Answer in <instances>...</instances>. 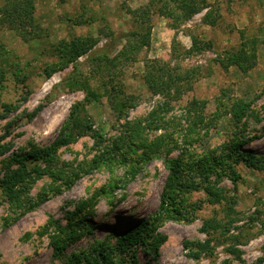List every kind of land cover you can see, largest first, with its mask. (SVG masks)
Wrapping results in <instances>:
<instances>
[{
  "label": "rangeland",
  "instance_id": "obj_1",
  "mask_svg": "<svg viewBox=\"0 0 264 264\" xmlns=\"http://www.w3.org/2000/svg\"><path fill=\"white\" fill-rule=\"evenodd\" d=\"M14 1L0 0V145L8 147L0 155V178L21 165L14 157L50 144L71 110L91 129L59 147L50 165L65 176L79 173L69 188L53 192L59 181L43 174L26 190V198L44 193L45 201L9 223L5 220L12 221L20 210L15 212L0 190V264H66L73 253H87L98 241L114 243L118 234L157 209L168 175L166 158H198L215 167L218 158L230 154L216 164L221 173L209 175L224 200L212 201L203 189L185 194L177 205L181 213L154 228L149 242L138 246L137 258L140 264H264V169L234 157L236 149L264 155V0H207L219 12L214 26L203 23L204 12L179 21L153 9L149 35L148 24L130 13L148 0H30L28 17L25 6H13ZM14 7L22 17L12 28L5 10ZM192 36L202 49L188 52ZM143 37L148 45L134 50V41ZM251 38L252 68L242 72L221 63ZM251 46L249 41L248 51ZM98 57L106 61L99 63ZM147 58L167 62L183 76L178 94L166 98L149 92L142 78ZM78 77L96 92L94 100L83 103ZM120 87L134 96L122 115L110 105L113 89ZM194 101L203 106L205 120L185 140L186 108ZM235 102L248 104L239 124L229 114ZM138 120L147 142L166 134L158 152L141 161L142 149L134 147L126 155L131 162L90 168L99 152L93 134L100 135V147L108 146L127 123ZM156 125L163 129H152ZM24 163L26 168L47 167L41 161ZM90 198L80 215L92 220L93 228L76 242H64L55 255L49 221L66 225V213ZM206 221L217 228H203ZM47 224L48 232L40 233ZM206 241L212 252L189 256L191 247L198 248L194 243Z\"/></svg>",
  "mask_w": 264,
  "mask_h": 264
},
{
  "label": "trees",
  "instance_id": "obj_2",
  "mask_svg": "<svg viewBox=\"0 0 264 264\" xmlns=\"http://www.w3.org/2000/svg\"><path fill=\"white\" fill-rule=\"evenodd\" d=\"M13 6L21 7L25 6L23 12L25 17L29 16V4L30 0H15ZM26 3V4H24ZM14 7L10 11L8 8L5 10L6 20L13 28L17 27L21 22L20 13L18 9ZM153 9L160 15L166 18H174L179 21H187L194 15L204 12L203 23L214 26L218 20V9L208 3L207 0H148L147 4L141 6L135 10H131L130 13L136 22L147 23L148 27L146 35L150 34V15ZM140 19V21L138 20ZM249 41L253 44L251 49L247 50V44ZM254 39H245L242 42L241 47L234 52L228 53L226 59H222L221 63L224 65H235L240 71L245 72L252 68L256 61ZM148 45L146 39H139L134 41V50H140L143 46ZM202 49L197 39L192 36V46L190 51H198ZM127 52V48L120 50L114 55L108 63H114L118 55H123ZM174 52V51H173ZM172 52V54H173ZM105 57H98L99 63L106 61ZM182 75L176 73L170 64L167 62H160L157 59L147 58L144 61V73L142 75L143 81L147 86L149 92L152 95H159L166 98H171L175 94L179 93V87L182 81ZM77 86L84 92L83 103H88L96 98V92H94L85 79L78 77ZM134 104V96L127 95L120 88L113 89L111 95L110 105L114 111H117L119 115H122L126 107ZM10 105H7L9 107ZM76 107V106H75ZM202 105L199 101H194L191 107L186 108L185 120L187 118V126L183 131V137L185 140H190L189 136H193L198 127L204 123V115L201 113ZM248 104L244 102H235L229 109V114L232 116L234 123H241L242 119L248 113ZM154 114V113H153ZM154 117V116H153ZM152 117V120H153ZM125 131L119 133L116 138H113L111 143L107 146L100 147V135L94 133L96 137V147H98V153L93 157L90 168H97L101 164L109 163L112 161H118L127 163L129 160L126 155L134 152V147H141L142 152L139 155V160L145 161L149 159L153 154H156L160 149V142L165 140L166 134L163 137L156 138V140L147 142L146 137L141 133V122L138 120L133 123H127ZM162 125H156L152 129L158 130ZM91 129V126L84 124L76 115L75 110H71L67 120L62 125L59 134L54 140L44 146L34 148L31 152L26 154L17 155L13 161L20 163L21 165L14 170H7L0 178V190L8 201L12 203L15 208V212H20L12 217L13 222L16 221L22 214L28 210H32L42 204L46 196L42 193L37 199H27L26 190L43 174H49L52 181H59L53 186V192H58L62 187L69 188L73 182L79 177V173L73 171L66 176L61 169H53L50 167L53 163L56 151L59 147L68 145L73 142L78 136L87 133ZM193 138V137H192ZM170 145H176V142L169 141ZM98 145V146H97ZM100 147V149H99ZM8 150V147L0 145V155ZM234 153V152H233ZM227 157L222 156L216 160V164H220V160L226 161ZM236 160L245 166L255 169H264V155H256L253 151H243L236 149ZM25 161L38 162L41 161L47 167H41L37 163L31 168L23 166ZM204 160L189 158L187 161H183L179 157L166 158L165 166L168 168V175L162 189L160 200L157 209L154 210L146 219L138 221L132 228L122 234H118L114 243L106 242L107 240L98 241L93 249L89 252H75L68 259L66 264H140L137 258V248L140 245H144L149 242V236L159 223L169 216H176L181 213V209L177 208V205L181 202L184 195L191 192L203 189L212 201L224 200V195L221 190L218 191L215 186L211 185L209 180L210 173L218 175L221 173L215 164H204ZM133 168V167H132ZM199 171V173H197ZM195 172L198 174L195 177ZM65 177V178H64ZM90 199H86L80 202L76 209L71 213H66L67 224L62 225L58 220H50L49 225L54 229L51 234V245L54 248L55 255L60 254L63 249L64 242L73 243L78 241L84 232L91 230L93 227V221L82 217L80 214L82 211L91 204ZM21 214V215H20ZM43 226L40 233L48 232L49 225ZM213 226L217 228L215 224L208 221L205 222L204 227ZM197 249H189V256L198 258L201 251L206 250L212 252V248L209 242L194 243ZM187 245V244H186Z\"/></svg>",
  "mask_w": 264,
  "mask_h": 264
}]
</instances>
